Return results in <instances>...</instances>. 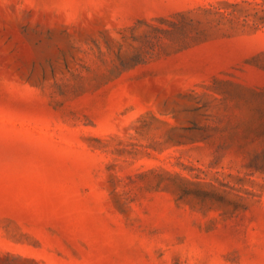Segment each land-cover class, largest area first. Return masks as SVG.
Instances as JSON below:
<instances>
[{"label": "rangeland", "instance_id": "rangeland-1", "mask_svg": "<svg viewBox=\"0 0 264 264\" xmlns=\"http://www.w3.org/2000/svg\"><path fill=\"white\" fill-rule=\"evenodd\" d=\"M0 264H264V0H0Z\"/></svg>", "mask_w": 264, "mask_h": 264}]
</instances>
